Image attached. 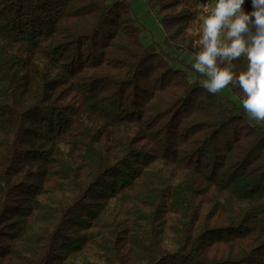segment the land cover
I'll return each mask as SVG.
<instances>
[{
	"label": "trees",
	"instance_id": "1",
	"mask_svg": "<svg viewBox=\"0 0 264 264\" xmlns=\"http://www.w3.org/2000/svg\"><path fill=\"white\" fill-rule=\"evenodd\" d=\"M146 3L167 49L127 0H0V264H264V126L172 64L199 1Z\"/></svg>",
	"mask_w": 264,
	"mask_h": 264
},
{
	"label": "clouds",
	"instance_id": "2",
	"mask_svg": "<svg viewBox=\"0 0 264 264\" xmlns=\"http://www.w3.org/2000/svg\"><path fill=\"white\" fill-rule=\"evenodd\" d=\"M216 0L202 21L193 70L205 77L204 89L217 95L238 88L244 111L264 121V0ZM246 58V70L234 76L233 61Z\"/></svg>",
	"mask_w": 264,
	"mask_h": 264
},
{
	"label": "rangeland",
	"instance_id": "3",
	"mask_svg": "<svg viewBox=\"0 0 264 264\" xmlns=\"http://www.w3.org/2000/svg\"><path fill=\"white\" fill-rule=\"evenodd\" d=\"M130 2V5L135 13L137 22L141 25L140 29V37L142 41L145 44L150 43H156L158 46H160L162 49H167L163 42V30L161 28V24L159 22V15L156 13L155 9H150L146 3V0H127ZM200 5H203V2L205 0H198ZM216 0H210V3L212 7L214 6ZM209 13V12H208ZM201 11V18L203 21V18L206 14ZM174 55L173 58L170 60L172 61V64L175 66H178L182 69L186 70L188 79L190 81H197L201 84H204L205 77L197 74L193 70V64L195 63V55L193 54H186L183 52L173 51ZM222 94L224 95L226 102L232 106H236L237 110H244L242 106V101L239 97H237L235 94L232 93L229 87L224 88L221 90ZM248 119L252 123L260 124L264 126V121H257L253 119L249 114H247ZM167 247H170L169 244H167ZM93 260V259H92ZM94 262L98 264H103L99 260H93Z\"/></svg>",
	"mask_w": 264,
	"mask_h": 264
},
{
	"label": "built area",
	"instance_id": "4",
	"mask_svg": "<svg viewBox=\"0 0 264 264\" xmlns=\"http://www.w3.org/2000/svg\"><path fill=\"white\" fill-rule=\"evenodd\" d=\"M211 8H212V5H211V3H210V0H205V1L203 2V5H202V9H203V11H204L205 13H208V12H210Z\"/></svg>",
	"mask_w": 264,
	"mask_h": 264
}]
</instances>
